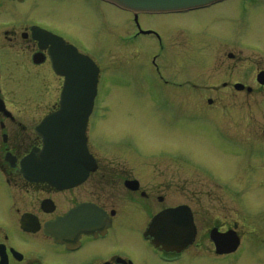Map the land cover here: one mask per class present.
<instances>
[{
  "label": "flooded vegetation",
  "instance_id": "af4514ba",
  "mask_svg": "<svg viewBox=\"0 0 264 264\" xmlns=\"http://www.w3.org/2000/svg\"><path fill=\"white\" fill-rule=\"evenodd\" d=\"M24 1L0 0V6L6 2ZM70 2L82 8L79 0ZM84 4L93 8H86L89 12L83 19L87 25L91 24L92 13L95 12V16L101 18L100 24L107 26L102 22L101 5L127 16L134 31L128 35L120 34L119 42L129 45L144 34L138 33L144 28L139 20L141 15L136 17L101 0H84ZM207 10L211 12L205 17L185 20L192 28L176 25L174 37L173 32L170 37H164L156 28L146 27V42L152 40L159 47L157 53L146 59V65L157 73L162 87L160 95L173 100L206 99L210 106L214 105L216 98L229 95H238L241 99L263 96L264 65L261 63L264 62V37H261L262 46L245 40L251 35L252 23L264 14V0H224L193 11L146 14V17L187 15ZM230 12L235 14L231 16L233 30L212 33L197 29L199 20L206 24L212 18ZM84 41L75 33L65 35L38 19L0 21V187L6 201L5 218L0 220V264H196L203 258L216 264H241L246 246L244 234L239 233L236 223L230 225L226 219H217L209 231L207 244L199 243V229L191 205L179 201L160 206L166 200L162 189L154 187L159 180L150 182L153 161L150 157L134 155L136 152L129 143L132 137L125 140L129 149L124 144L120 147L122 149H117L118 156H109L113 158L111 164L110 161H101L93 148L98 140L101 141V128L111 117L109 109L94 108L90 115L86 132L90 157L71 155L60 159L67 162L61 172L66 182L39 181L25 175L23 166L26 158L43 148V137L38 127L46 116L58 111L65 83L72 86L75 97H81V54L88 55L100 69L96 99L102 94L110 98L114 95L110 83L116 82L114 77L118 73H111L104 81L106 67L103 69L100 57L96 55L95 58L88 44H82L86 43ZM94 44L102 50L100 42ZM171 46L179 49L180 59L186 62V66L179 69L180 73L188 74L185 78L179 79L172 73L170 56L178 58V55L168 52ZM228 48H235L236 52L226 51ZM216 79L221 80L218 81L221 86L209 82ZM30 80L35 84L34 88H39L42 82L51 84L47 87L48 92L42 91L40 95L36 92L38 100H42L41 106L38 103L30 107L23 102L25 98L21 96L27 91L22 84H28ZM147 83L150 85L152 82L146 79ZM93 128L100 130L93 131ZM248 132L252 137L251 133L255 135L257 131ZM244 144L245 150L248 145H261L256 148L260 150L256 157L264 158V138L257 139L255 135L253 140L248 139ZM136 149L137 153L141 151ZM111 151L114 150L108 153ZM126 152L132 156L123 154ZM40 158L34 157L33 173L39 174L37 159ZM49 158L52 161L53 157ZM122 158L128 163L120 161ZM135 160L138 164H146V191L141 189L140 179L128 171L127 164ZM51 168L50 164L48 169ZM57 168L60 170L61 166ZM132 193L146 200L144 208L130 200L135 195ZM170 208L179 209L177 219L193 222L196 229L191 242L178 252L157 248L152 243L153 239L146 236L152 219ZM224 227L226 229L222 230ZM125 233H135L136 241L131 242L132 254L112 250ZM194 247L195 251H190Z\"/></svg>",
  "mask_w": 264,
  "mask_h": 264
},
{
  "label": "rangeland",
  "instance_id": "374dc122",
  "mask_svg": "<svg viewBox=\"0 0 264 264\" xmlns=\"http://www.w3.org/2000/svg\"><path fill=\"white\" fill-rule=\"evenodd\" d=\"M79 1L83 9L75 7L70 0L6 2L0 6V21L25 22L38 19L65 35L75 33L83 38V41L85 39L86 43L82 44H88L91 54L95 58L96 55L99 56L103 69L106 67L104 81H107L111 73H118L114 77L116 82L110 83L116 98L102 94V99L97 101V107L111 110L113 120L124 116L133 120L135 124L124 126L118 122L113 124L110 121L105 122L101 128L103 143L98 140L93 148L101 157V161H110L111 164L114 156L120 154L117 149H122L120 147L124 144L125 148L129 149V144L125 140L132 137L129 143L131 149L136 152L134 155L150 157V161H153L149 179L150 182L153 179L159 180V184L154 187L162 189V195L166 200L160 206L179 201L191 205L199 229V243L207 244L209 231L217 219H226L230 225L236 223L239 233L244 234L246 246L241 264H264V158L256 157V154H260V150L256 148L261 145H248L247 150L243 148L244 143L248 139L253 140L255 135L257 139L264 138V94L248 99H241L238 95L216 98L213 106L201 98L173 100L163 97L159 93L162 87L158 83L155 69L146 65V59L158 52L157 44L152 40L146 42V37H140L129 45L119 42L120 34H131L134 28L130 20L126 19L127 16L124 20L126 19L128 24L118 25L109 15L110 12H118L112 7L101 5L102 22L107 23V26L100 24L101 18L96 17L95 12L92 13L91 24L87 25L83 18L89 12L87 9L93 8L86 7L84 0ZM210 12L211 10H207L163 17L141 15L139 20L144 28H156L164 37L173 32L174 37L176 25L192 28L185 22L186 19H199ZM232 15L235 14L230 12L220 15L206 24L199 20L197 29L212 33L233 30ZM168 23L170 25H167ZM250 27L251 35H248L249 39L245 41L262 46L264 14ZM169 37L167 43L170 41ZM95 42H100L102 50L94 44ZM234 49L228 48L226 51L236 52ZM178 50L176 46H171L168 52L178 55V58L171 55L170 61L172 73L182 79L188 74L179 72L181 67L186 66V62L180 59L181 54ZM227 63L233 65L232 62ZM261 65H264V62ZM127 69L129 70L121 71ZM146 79L152 83L146 84ZM218 81L221 80L209 82L221 86ZM22 85L27 91L21 96L25 98L24 104L35 107L38 103L41 106L42 100H38V95L42 91H47L51 84L42 82L39 88H34L35 84L30 80L28 84ZM253 129L257 132L255 135L251 133L252 137H249L248 131ZM95 130L98 131L100 128H93V131ZM136 148H140L141 151L137 153ZM110 150L114 151L108 153ZM123 154L131 155L128 152ZM120 161L128 163L123 158ZM138 163L135 160L134 163L127 164V168L131 175L140 179L141 189L146 191V164ZM138 172L144 173L137 174ZM178 192L181 194L178 195ZM132 194L135 195H132L133 198L130 200L144 208L146 200L136 193ZM5 208L6 201L0 187V220L5 218ZM225 229L224 227L222 230ZM135 237V233H125L120 242L112 246V250L132 254L131 242L136 241ZM194 249L195 247L190 251L194 252ZM36 254H39L38 250ZM196 264L216 263L203 258L202 261L197 260Z\"/></svg>",
  "mask_w": 264,
  "mask_h": 264
},
{
  "label": "water",
  "instance_id": "95a60500",
  "mask_svg": "<svg viewBox=\"0 0 264 264\" xmlns=\"http://www.w3.org/2000/svg\"><path fill=\"white\" fill-rule=\"evenodd\" d=\"M134 13H160L186 10L204 6L217 0H106ZM241 88L242 85H239ZM64 91L60 101V110L48 116L42 123L44 137V150L42 156L67 154L68 141L85 140L86 121L93 107L95 89L87 90L88 98L74 100ZM84 109V112L78 111ZM86 109V112H85ZM82 148V147H81ZM83 151L86 149L83 146ZM83 154V153H81ZM36 155V154H34ZM41 155V153H40ZM30 155V157H32ZM29 157V159H31ZM28 159V161H29ZM56 163V162H55ZM57 164V163H56ZM25 172L31 173L29 168ZM39 176L40 180H51L45 173ZM58 179L54 178L53 180ZM179 209H168L156 215L149 224L146 235L151 237L153 244L165 251H180L193 239L196 229L191 221L185 224L177 222Z\"/></svg>",
  "mask_w": 264,
  "mask_h": 264
},
{
  "label": "bare ground",
  "instance_id": "6f19581e",
  "mask_svg": "<svg viewBox=\"0 0 264 264\" xmlns=\"http://www.w3.org/2000/svg\"><path fill=\"white\" fill-rule=\"evenodd\" d=\"M212 8V7H211ZM110 14V16L112 17V18H114L115 20H116V23L118 24V25H124L127 21H126V19L124 20V14L123 15H121V14H119V13H117V12H115L114 11V13H112V12H110L109 13ZM113 15V16H112ZM120 16H121V18H120ZM141 40V39H140ZM137 43V42H136ZM112 95V94H111ZM110 95V96H111ZM116 98V96L115 95H113V96H111V98ZM114 117H116V116H114ZM109 121H110V123L111 124H113L114 122H118V124H124V126H130V125H133V126H135V124H134V121L133 120H130V119H128V118H126V117H122V118H120V117H116V118H114V120H113V118H112V116L110 117V119H109ZM243 257V256H242Z\"/></svg>",
  "mask_w": 264,
  "mask_h": 264
}]
</instances>
